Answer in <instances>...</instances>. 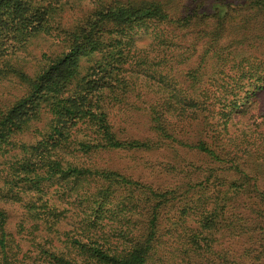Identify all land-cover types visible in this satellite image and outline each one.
Segmentation results:
<instances>
[{"label":"trees","instance_id":"1","mask_svg":"<svg viewBox=\"0 0 264 264\" xmlns=\"http://www.w3.org/2000/svg\"><path fill=\"white\" fill-rule=\"evenodd\" d=\"M88 1L0 0V264H264V0ZM151 149L206 164L89 161Z\"/></svg>","mask_w":264,"mask_h":264},{"label":"rangeland","instance_id":"2","mask_svg":"<svg viewBox=\"0 0 264 264\" xmlns=\"http://www.w3.org/2000/svg\"><path fill=\"white\" fill-rule=\"evenodd\" d=\"M85 3L88 4L89 1L85 0ZM39 48L40 52H37V55L40 57L42 52L48 53V50H52L54 47L48 43L39 46ZM259 98L257 114L263 115L264 96L260 95ZM141 103V101L134 99L133 105L122 106L114 110L113 117L117 125L123 130L122 136L137 139L147 137V117L141 109L144 106ZM89 161L99 168L118 171L134 180L161 189L173 185L172 179L176 176L177 169H184L189 165L205 166L206 164L204 156L184 149H178V152L170 149L101 151L91 155Z\"/></svg>","mask_w":264,"mask_h":264}]
</instances>
